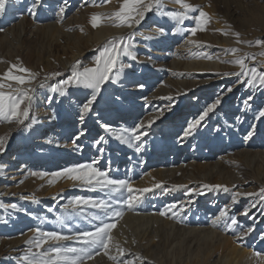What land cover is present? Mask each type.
I'll list each match as a JSON object with an SVG mask.
<instances>
[{
    "label": "bare ground",
    "instance_id": "6f19581e",
    "mask_svg": "<svg viewBox=\"0 0 264 264\" xmlns=\"http://www.w3.org/2000/svg\"><path fill=\"white\" fill-rule=\"evenodd\" d=\"M78 1L7 0L5 13L0 16V76L12 64L39 73L36 64L43 51L25 47V38L24 52L13 54L16 43L4 49V40L15 41L22 34L38 47L49 44L50 51H62L49 58L69 66L91 47L116 37H124L127 43V37L135 32L133 51L137 58H122L127 67L121 78L102 87L84 121L79 119L80 105L90 98L91 89L77 87L64 96L51 90L39 94L36 117L18 135L14 153L0 164V177H5L0 185V232L20 233L10 239L6 249L0 247V264H20L16 256L24 254L17 248L35 239L37 229L44 232L45 227L53 225V204L45 205V197L63 202L57 206L54 221V228L61 227L62 235L74 237L90 229L95 231L103 222H115L114 243L128 250L123 259L137 264H264V117L259 116L264 110V86L258 82L249 85L247 77L235 75L241 69L234 62L246 58L249 68L264 72V55L256 56L257 48L244 42L249 37H237L238 32L208 0L188 1L198 7L205 5L210 13L208 27L195 35L190 31L197 26H191L192 12L180 23L154 10L140 25L129 29L116 27L114 18L107 19L121 8L123 0H80L76 6ZM180 10L172 0L165 1L163 11ZM94 14L105 17L99 27L90 22ZM212 27L222 30L221 45L210 35H215ZM238 39L243 42L238 43ZM234 49L238 51L233 53ZM155 59L163 60V66H155ZM14 74L21 73L14 70ZM37 78L28 87L33 88ZM138 78L142 82L137 88L126 85ZM154 81L157 84L153 85ZM5 83L15 86L13 81ZM117 88L139 91L133 95L136 102L125 101L123 93L120 99L115 97ZM146 89L151 91L139 98ZM46 94L50 98H45ZM204 94H208L206 99L213 96L208 105L204 104ZM191 96L192 102L185 107ZM218 98L221 103L216 109L185 136L189 123ZM222 111L225 115L220 114ZM226 118L230 121L226 120L224 133L213 122H225ZM134 120L137 122L131 126ZM151 120L154 123L149 127ZM140 122L145 127L137 133L139 141L133 140L130 145L116 138L122 129L135 128ZM18 124L0 119V136ZM211 128L215 130L211 132ZM151 135L154 140H149ZM222 150L223 154H217ZM81 164H93L113 179L128 180L134 189L151 190L136 192L140 201L129 209L122 203L129 195L126 189L114 192L53 175ZM157 184L162 186L155 187ZM206 184L225 185L230 191L209 190L204 188ZM78 197L107 201L111 207L105 211L90 204L77 205ZM173 204L177 207L167 217L159 215ZM10 208L14 212L10 213ZM225 209L228 216L221 218ZM114 210L123 211V218L113 220ZM232 218L237 220L236 225L231 224ZM69 243L74 244L71 247L84 246L69 240L61 241V246ZM29 251L41 249L32 246ZM109 255L118 253L111 248ZM109 255L94 250L93 258H85L84 264H115Z\"/></svg>",
    "mask_w": 264,
    "mask_h": 264
},
{
    "label": "snow or ice",
    "instance_id": "6c2138e0",
    "mask_svg": "<svg viewBox=\"0 0 264 264\" xmlns=\"http://www.w3.org/2000/svg\"><path fill=\"white\" fill-rule=\"evenodd\" d=\"M106 2V0H101V3ZM176 5H179L180 11H163L165 7V0H123L121 8L112 13L107 19L115 20L116 27H127L129 29L134 28V26L140 25V23L145 19L147 13L153 12L154 10L162 16H167L174 21L182 23L184 20L189 19V13L195 12L197 9L187 0H172ZM7 0H0V16L5 13ZM63 11V9H61ZM104 16L100 14H94L91 17L90 22L93 27H99ZM194 19L197 20V26L192 28L190 31L193 35L196 34L198 30L203 31L206 29V25L210 21L209 14L203 10L199 11L198 17ZM227 34V33H225ZM136 33L132 32L127 37V43H125L124 37L113 38L106 42L99 51V55L95 58L94 66L84 67L82 70L79 65L80 62L77 61L76 64L72 66L71 75L68 79L62 81L61 84L53 86L51 91L54 93H59L61 96L67 95L68 88L72 86L83 87L84 89H91L90 98L80 105V115L79 119L84 121L85 118L93 111V104L97 100V96L100 94L102 87L109 81L115 83L121 78L123 70L127 65L122 63L123 57H129L135 60L136 54L133 51V41ZM239 37V33H235ZM238 43H242L238 39ZM195 43V41H192ZM251 43V42H248ZM258 44L264 45V41H258ZM233 53L238 51L236 49L231 50ZM264 55V53H261ZM211 59V57H208ZM246 58H237L234 62L239 65L241 71L235 73L237 76H245L248 78L247 82L249 85L254 83H259L264 86V72L258 71L256 68H249L246 64ZM21 73V74H14ZM38 73L32 72L30 69L23 67L18 64H12L6 73L0 76V119H3L9 123L15 121L17 123L23 124L25 120L29 118L31 105L34 99V94L36 89L28 87L32 81L38 76ZM60 72H53L46 76L47 80L50 77L61 76ZM5 81L15 82L5 83ZM43 86V85H41ZM141 87H143L141 85ZM8 89V91H5ZM232 89L229 88L228 91ZM171 99V97H168ZM221 103L220 99H216L214 103L207 107L205 111L196 119H193L187 130L184 132L185 136L191 135L193 131L201 125V122L213 112L217 105ZM260 117H264V110L259 112ZM158 118V117H157ZM154 123V120L148 122V126ZM108 131H114L110 126L104 125ZM145 127L143 122L132 129L124 128L118 134L116 138L124 143L130 144L133 140L139 141L140 135L138 131ZM125 133H128L126 136ZM147 134V133H143ZM80 135H84L83 132ZM252 133L249 134V138ZM103 139V138H101ZM5 145V139L0 138V151H3ZM139 150V149H138ZM41 175L44 174H36ZM55 177H67L72 180H78L87 185L99 186L101 188H110L114 192H118L122 189H126L129 195L123 199L122 203L125 204L129 209L135 208L136 204L140 201V196L135 195L136 192H147L151 189H134L132 184L128 180H120L111 178L107 172L101 171L99 168L95 167L93 164H81L75 167H70L64 169L62 172H57L53 174ZM55 182V181H51ZM162 185L157 184L155 187H161ZM175 187H185V186H174ZM206 189H222L224 192L230 191V189L225 185H204ZM261 193H264V188L261 189ZM235 195L239 196L240 193ZM248 195H251L250 193ZM75 204H90L93 207L103 209L107 211L111 205L107 201H94L90 199H84L83 197H78L75 200ZM2 206V205H0ZM177 206L175 204L169 206L165 211L159 213V215L167 217L169 211H172ZM247 215V211L244 213ZM123 211L114 210L111 213V218L116 220L118 218H123ZM173 215H177L173 212ZM221 218L227 217L228 212L225 209L220 213ZM99 219V217H96ZM238 222L235 218L231 219V224L236 225ZM117 224L115 222H103L101 225L97 226L95 231H84L79 233L74 237H69L62 235L59 232H42L37 229V236L35 239H30L27 243L34 246L37 249H41L39 252L29 251L25 255L24 261L26 264H84L85 258L92 259L94 250H103L105 255H109L111 248H115L118 255H109V259L113 260L115 264H137L135 260H125L123 257L127 253V249L123 248L118 242L114 243L112 230L116 228ZM251 231V229H249ZM77 240L83 247H71V246H61V241ZM45 245H48L45 248ZM99 254V251L96 252ZM140 258L137 257V260Z\"/></svg>",
    "mask_w": 264,
    "mask_h": 264
},
{
    "label": "rangeland",
    "instance_id": "374dc122",
    "mask_svg": "<svg viewBox=\"0 0 264 264\" xmlns=\"http://www.w3.org/2000/svg\"><path fill=\"white\" fill-rule=\"evenodd\" d=\"M9 1L13 2L15 0H9ZM165 1H167V0H165ZM188 1L189 0H187V2ZM208 1L212 4H214V7L217 10L218 14L225 17V20L228 23V26L232 27L235 31L240 33V35H242V36L245 35V36L249 37V39L248 40L245 39L244 42L246 44H249V45L257 48V50H255L256 56H257V54L261 55V53H264V45L257 43L258 41H264V0H208ZM80 2L81 1L79 0L78 3H76V6H78L77 4H80ZM193 6L197 9V11L192 12L194 18L198 17L200 10H203L204 12L208 13L209 17H210L209 10L206 8L205 5H201L198 7L197 4H193ZM193 19L190 22L192 27L195 26L194 25L195 23H197V20H193ZM208 25H209V23L206 25V28L208 27ZM6 27H8V26H6ZM223 28H226V27H223ZM1 30H2V28H1ZM211 30H213V32H215V35L212 32L210 33V35L213 38L217 39L216 40L217 43H220L219 41H222V34H221L222 30L219 28H214V27H212ZM23 36H24V34H22L15 41L10 40L7 42L6 40H4V44H3L4 49L8 50L12 45H14V43H16L13 47V49H14L13 54L18 55L19 52H21V53H22V51L24 52L22 42H23V38H25V41L28 44L27 46L24 45L25 47L30 48L32 46V49H34V50L43 51L44 56L36 64L38 69H39V73H38L39 75L37 76L38 78H37L36 83L33 85V88H35L36 91L34 94V99H33L32 105H31L29 118L27 120H25L23 124L19 123L18 125H16V127H14L11 130H7L6 132H4L2 134V136H0V138L5 139L4 149H3V151H0V164H3L5 162V160L14 153L18 135L21 134V132L25 128H27L33 122V119L36 117L35 115L37 112V107L39 105L38 101H40L39 94L42 93L43 91H45L48 94V92H50V90L53 86H55L57 84H61L62 81L68 79L71 75L72 66L74 64H76L77 61L80 62L79 67L81 70L84 67H88L90 65V62H92V61L95 62V58H96V56L99 55V51L102 50V47L106 44V43H104L102 45H97V46L91 47L89 50L86 51V53H83L80 57L75 59L69 66H65L61 62H57V63L51 62V60H52L51 58H54V56L57 57V55H60L59 52L62 53V51H58V50L55 51V49L50 51L51 46H49V44H44L42 47H38V45H35L32 42L30 43L28 41V39H26V36L25 37H23ZM248 42H251V43H248ZM220 45H221V43H220ZM4 49H2V51ZM216 49H218V48H216ZM49 56L51 58H49ZM161 61L163 62V60H161ZM161 61H160V59H155L154 60L155 66H161L162 65ZM260 61H261V59H260ZM262 70L263 69H260L259 71H262ZM53 72H60V73H62V75L58 76V77H50L46 80L45 77L49 76V74H51ZM141 82H142V79L138 78V79H135V81H132L131 83L128 82V84H126V85L129 88L134 89V88H137L138 84H140ZM157 82L154 81L153 85L157 84ZM41 85H43V86H41ZM76 88H77V86L69 87L67 92H69L71 90H76ZM124 88H126V86H124ZM124 88L123 89L117 88V92H116L117 94L115 97H118V99H120V96L123 93V98H125L124 99L125 101H126V99H130L133 101V103L136 102V99L133 95H135L134 93H136V92L138 93L139 91H135V90L132 91V89L130 91H123V90H125ZM150 89H146V92L144 93V95L139 93V96H140L139 98L148 94L151 91ZM121 91H123V92H121ZM215 91L216 90H212L210 92L214 93ZM105 92H106V96H107L108 90L105 89ZM47 94L45 95V98L46 97L50 98V96ZM119 94H120V96H119ZM203 96H205V98L203 100V101H205L204 102L205 105L209 104V100H211V98L213 99V96H210L211 98L209 97V99L208 98L206 99L208 94H204ZM236 99L237 98H235L234 100H236ZM49 100H51V99H49ZM192 100H193L192 96H191V98L189 97L186 100V102H184L185 107L189 102H192ZM196 104H197V102H196ZM211 104H212V102H211ZM197 106H198V104H197ZM56 107L57 106H55L54 108H56ZM190 107H192V106L190 105L189 108ZM201 107L202 106H199V108H197V110L201 109ZM223 111H224V109H223ZM223 111L220 114L225 115V113ZM226 120L228 121L229 119L226 118L225 122L224 121L220 122V121H218V119H215L213 124L216 128L219 126V128H221V130L224 133H226L225 132L226 129L224 128V125L227 124ZM136 122H137V120H134L133 122H131V126L132 125L134 126V123L136 124ZM228 123H231V122H228ZM135 127H137V125H135ZM210 130L212 132L215 129L211 128ZM153 138H154V136L151 135L149 137V140H154ZM218 152H217V154L220 155V154H223L224 150L220 151L219 153ZM4 178L5 177H0V185L4 182V180H5ZM26 195L34 196L33 193H28ZM34 197H35V199L38 198L37 196H34ZM43 201L46 203L45 205H52L53 204L52 208L54 210L52 212L53 216H51V218H50V220L53 222V225L49 224L48 227H45L46 230L44 232H59V233H61L60 232L61 227L59 229H57V227L54 228V225H55L54 221H55V212H59L57 206H62L63 202L58 204L57 202L53 201V199H49L47 197H45L43 199ZM8 211L10 213L14 212V208H10ZM51 226L53 228H51ZM244 227H243V230H244ZM80 228H83V226ZM5 231L6 230H3L2 232H0V247L3 249L7 248L8 243L11 241L10 239H12V237L20 234V233H18V234H16V233L15 234H6ZM71 231H72V229H71ZM90 231H92V229H90ZM70 234H71V232H70ZM71 235H74V234H71ZM29 239L30 238H28V240ZM69 242H73V243L75 242L76 243L78 241L73 239V241L69 240ZM80 244L81 243L79 242L77 244V246ZM60 245H61V242H60ZM68 245L70 246V245H74V244L69 243ZM29 247H32V246H30V244H28V243H24L23 245H21L17 249L21 250L25 256L26 254L29 253V252H26L27 249H29ZM24 256L17 254L16 257L19 260L20 264H26V262L24 261ZM19 258H23V259H19Z\"/></svg>",
    "mask_w": 264,
    "mask_h": 264
}]
</instances>
